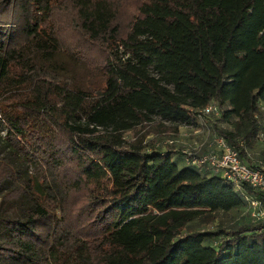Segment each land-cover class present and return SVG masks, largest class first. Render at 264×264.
<instances>
[{"label":"trees","instance_id":"trees-1","mask_svg":"<svg viewBox=\"0 0 264 264\" xmlns=\"http://www.w3.org/2000/svg\"><path fill=\"white\" fill-rule=\"evenodd\" d=\"M117 1L0 0V151L18 170L0 163L23 179L13 262L264 264V217L181 231L264 195L146 137L172 138L215 100L216 133L255 164L264 0H136L124 26Z\"/></svg>","mask_w":264,"mask_h":264},{"label":"rangeland","instance_id":"rangeland-1","mask_svg":"<svg viewBox=\"0 0 264 264\" xmlns=\"http://www.w3.org/2000/svg\"><path fill=\"white\" fill-rule=\"evenodd\" d=\"M136 5V0H118L117 1V18L121 25H125L128 17L134 11ZM62 4L60 2H54V10H56L55 20L58 19L57 26L59 32L62 36H69L72 38V33L66 29L63 25L68 18V12H62ZM85 15L91 19L94 18L93 13L85 12ZM91 24L93 26L104 25V21L101 18L95 15V19H91ZM215 121L212 115H206L201 122L195 121L191 125H179L177 127V131L174 135H172L173 141L171 142L174 148H188L191 151L196 153H204L207 149H209L210 141L212 136L216 133V130L213 128L212 122ZM262 126H264V120L261 121ZM225 124V123H224ZM226 125V124H225ZM261 134L260 137H250V140L245 145L246 154L250 155L253 158V163L263 164L264 159L258 158L254 155H262L264 154V129L263 131H258L257 134ZM127 135L129 133L127 132ZM170 134L160 133L159 135H154V133L150 132L146 135V137H155L156 144H162L164 146L167 141L164 139H168ZM248 152V153H247ZM259 153V154H258ZM3 151H0V160H3L9 163L10 166L13 167V170H18L15 164L11 161H7L8 159L3 157ZM264 156V155H263ZM35 156H31L30 163L34 161ZM38 162V161H36ZM41 164L39 163V166ZM42 166V165H41ZM20 169V168H19ZM0 264H17L13 262V255H16L18 251H20L19 247L15 244V238L17 236L18 228L16 223H19L23 220L20 218V207L21 203V186L19 184H23V179L21 178V170L18 171L17 179H12L7 177L6 174L9 173V169L3 163H0ZM259 208L264 209V203H261ZM253 209L249 203H244L243 205L237 206L235 208H231L226 211H214L212 212L211 218L206 219H193L189 221L186 225L181 227V231H186L189 229H212L217 225L221 226H230L236 222H246L255 220V216ZM59 214V213H58ZM19 219L18 221H15ZM14 220V221H13ZM16 222V223H15ZM20 228V226H19ZM24 230V228H20ZM36 238V237H35Z\"/></svg>","mask_w":264,"mask_h":264},{"label":"built area","instance_id":"built-area-1","mask_svg":"<svg viewBox=\"0 0 264 264\" xmlns=\"http://www.w3.org/2000/svg\"><path fill=\"white\" fill-rule=\"evenodd\" d=\"M220 108L215 100H210L197 109L196 120L201 122L203 115H219ZM260 133L257 137H260ZM172 142V138L164 139ZM210 147L204 153H196L188 148H180L185 163L204 167L228 180L236 189L242 190L243 184L264 195V165L255 163L248 165L238 155L236 148L230 145L220 133H215L210 141ZM245 201L255 209L256 219L264 217V209L259 208L261 200L242 192Z\"/></svg>","mask_w":264,"mask_h":264},{"label":"crops","instance_id":"crops-1","mask_svg":"<svg viewBox=\"0 0 264 264\" xmlns=\"http://www.w3.org/2000/svg\"><path fill=\"white\" fill-rule=\"evenodd\" d=\"M177 152L179 153V151H177ZM247 153H248V152H247ZM258 154H259V153H258ZM263 155H264V154H262V155H254V156H257L258 158H263V159H264V156H263ZM248 157L250 158V162L253 163V160H254V159L251 158L249 154H248Z\"/></svg>","mask_w":264,"mask_h":264}]
</instances>
